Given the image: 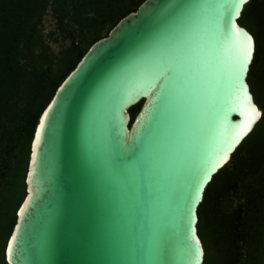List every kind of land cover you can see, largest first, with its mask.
<instances>
[{
	"label": "water",
	"instance_id": "95a60500",
	"mask_svg": "<svg viewBox=\"0 0 264 264\" xmlns=\"http://www.w3.org/2000/svg\"><path fill=\"white\" fill-rule=\"evenodd\" d=\"M247 1L143 0L88 46L37 118L6 264H201L196 207L261 115Z\"/></svg>",
	"mask_w": 264,
	"mask_h": 264
},
{
	"label": "trees",
	"instance_id": "16d2710c",
	"mask_svg": "<svg viewBox=\"0 0 264 264\" xmlns=\"http://www.w3.org/2000/svg\"><path fill=\"white\" fill-rule=\"evenodd\" d=\"M142 1L0 0V264L39 113L88 46ZM47 7L55 27L43 33ZM237 23L253 38L245 80L261 115L196 207L201 264H264V0H248Z\"/></svg>",
	"mask_w": 264,
	"mask_h": 264
},
{
	"label": "rangeland",
	"instance_id": "374dc122",
	"mask_svg": "<svg viewBox=\"0 0 264 264\" xmlns=\"http://www.w3.org/2000/svg\"><path fill=\"white\" fill-rule=\"evenodd\" d=\"M40 25H41V28L43 29V33L53 30V28L55 27V22L50 15L49 7L46 8V12L41 17ZM65 43H67V41H65ZM51 46L52 48L56 49L55 44H52Z\"/></svg>",
	"mask_w": 264,
	"mask_h": 264
}]
</instances>
